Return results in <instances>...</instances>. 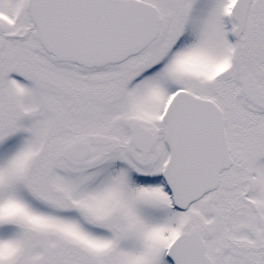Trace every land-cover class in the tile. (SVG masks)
<instances>
[{
    "label": "snow or ice",
    "instance_id": "1",
    "mask_svg": "<svg viewBox=\"0 0 264 264\" xmlns=\"http://www.w3.org/2000/svg\"><path fill=\"white\" fill-rule=\"evenodd\" d=\"M0 264H264V0H0Z\"/></svg>",
    "mask_w": 264,
    "mask_h": 264
}]
</instances>
